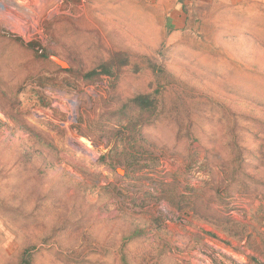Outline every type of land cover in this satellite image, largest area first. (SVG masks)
<instances>
[{
  "label": "rangeland",
  "instance_id": "374dc122",
  "mask_svg": "<svg viewBox=\"0 0 264 264\" xmlns=\"http://www.w3.org/2000/svg\"><path fill=\"white\" fill-rule=\"evenodd\" d=\"M12 1L40 17L0 18V264H264V0ZM167 185L238 227L175 212Z\"/></svg>",
  "mask_w": 264,
  "mask_h": 264
},
{
  "label": "trees",
  "instance_id": "16d2710c",
  "mask_svg": "<svg viewBox=\"0 0 264 264\" xmlns=\"http://www.w3.org/2000/svg\"><path fill=\"white\" fill-rule=\"evenodd\" d=\"M101 69L102 70H100V73L92 71L87 77L90 79L91 77H96L100 74L112 76V73L108 69ZM158 95H160L158 92L153 94L138 95L131 100L132 104H134V106L138 109L140 117L141 113H155ZM233 131H235V129H233ZM233 138H235V136ZM232 143V148L239 151L238 144L236 142ZM242 161V152H240L230 167L228 176L231 182H233V186L229 185L228 187H234L235 182H237L239 178L242 177L243 179L244 174L242 173ZM166 187L167 189L162 188L159 200L166 202L175 212L179 214L191 213L192 218H196L197 220L211 225V227L214 226L215 228H219V225L226 224L228 225L227 234L238 227V225L228 216H221L210 207V204L212 203L211 199L213 198L212 192H210L211 190L208 191V193L210 192L208 198L202 197L203 199H199V195L192 188L188 190V192H190L188 196L182 195L174 197L172 196L173 187L171 185H167L165 188ZM142 236V231L135 229L129 232V234L123 235L121 240H126L127 243H130L132 241L140 240ZM232 237L235 238V236ZM235 239L241 240L242 238L239 237ZM55 255L59 264H130L128 254L124 249H119L115 254H113L112 257L106 256L105 253H103V255L100 254L102 258H97L95 260L88 259L87 256H84L83 254H78L72 257L71 255H65L63 253L57 252ZM18 261L19 262L17 264H31V254H28V252L24 251L23 255Z\"/></svg>",
  "mask_w": 264,
  "mask_h": 264
},
{
  "label": "bare ground",
  "instance_id": "6f19581e",
  "mask_svg": "<svg viewBox=\"0 0 264 264\" xmlns=\"http://www.w3.org/2000/svg\"><path fill=\"white\" fill-rule=\"evenodd\" d=\"M39 17L40 16L35 9L31 10L29 7H20L12 0H2L1 2V21L11 23V25L16 23V27L22 28V31L25 34L29 35L36 31Z\"/></svg>",
  "mask_w": 264,
  "mask_h": 264
},
{
  "label": "water",
  "instance_id": "95a60500",
  "mask_svg": "<svg viewBox=\"0 0 264 264\" xmlns=\"http://www.w3.org/2000/svg\"><path fill=\"white\" fill-rule=\"evenodd\" d=\"M51 60H52L53 63H55L56 65H58L61 68H65L66 67V64L63 61H61L60 59L56 58V57H52Z\"/></svg>",
  "mask_w": 264,
  "mask_h": 264
}]
</instances>
